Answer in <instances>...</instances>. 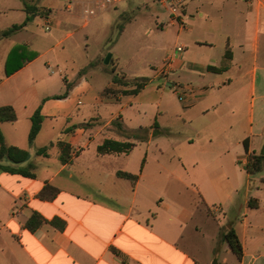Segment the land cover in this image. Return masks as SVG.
<instances>
[{
  "label": "crops",
  "instance_id": "crops-1",
  "mask_svg": "<svg viewBox=\"0 0 264 264\" xmlns=\"http://www.w3.org/2000/svg\"><path fill=\"white\" fill-rule=\"evenodd\" d=\"M17 9L0 26V106L12 105L17 119L0 127L29 158H6L0 170V264H264V164L259 176L248 169L250 154L264 155V0H187L171 19L185 49L170 80L154 87L146 73L114 77L97 55L67 61L71 78L62 69L51 77L55 47L80 50L78 11L83 27L99 15L87 19L81 4ZM47 13L45 37L31 20ZM13 49L10 67L22 66L7 74ZM137 77L147 78L142 88L129 82ZM173 82L194 84L201 96L186 105ZM39 108L44 118L31 142ZM106 139L136 144L101 151ZM49 185L58 189L52 198L42 195ZM231 228L241 256L222 242Z\"/></svg>",
  "mask_w": 264,
  "mask_h": 264
},
{
  "label": "rangeland",
  "instance_id": "rangeland-1",
  "mask_svg": "<svg viewBox=\"0 0 264 264\" xmlns=\"http://www.w3.org/2000/svg\"><path fill=\"white\" fill-rule=\"evenodd\" d=\"M68 2L69 0H0V26L15 20L19 6L27 5L36 10H46V7L64 10ZM126 3V6L110 7L86 27H83L85 20L78 11L74 26L77 28L76 38L80 50L75 56H71L67 48H63L68 45L67 42L55 47L53 55L56 58L50 59L55 73L48 71V75L59 79L62 69V74L67 72L68 78H71V69L68 71L66 67L69 66L66 65L67 61L76 60L78 64H87L89 59L95 60L93 58L97 55L96 58L114 73V77L146 73L151 75L150 87L159 85V80L155 79L157 69L163 64L166 53L172 51L179 42L180 26L171 24L172 13L168 6L160 1L134 0ZM80 4L82 5L78 2L74 5L80 8ZM44 19L38 15L31 22L35 24L40 35L47 37L50 31L43 27ZM107 57L112 59L109 65L105 64L108 63ZM90 77L97 84H102V77L96 73H91ZM255 174L259 176L261 172ZM222 242L227 246L230 244L224 237ZM225 255L223 250L220 260ZM232 255L236 256L234 251H230V256Z\"/></svg>",
  "mask_w": 264,
  "mask_h": 264
},
{
  "label": "trees",
  "instance_id": "trees-1",
  "mask_svg": "<svg viewBox=\"0 0 264 264\" xmlns=\"http://www.w3.org/2000/svg\"><path fill=\"white\" fill-rule=\"evenodd\" d=\"M31 19H32V17L30 16V14H28L26 20L23 23L13 24L10 28L3 31L2 35L10 34L14 30H16L17 28L25 25ZM14 52H16V51L13 49L9 53L8 59L6 61V72H7V74H11L12 72H14L15 70H17L18 68H20L22 66V64L19 63L16 67H13V68L10 67V64L12 63V57H13L12 55ZM125 82H128V81H125ZM129 82H132V83L137 82L138 88H142L147 83V78L146 77H137V78H135ZM43 118H44V116L41 113V108L37 109V111L32 116V126H31L30 133H29V140L31 142L38 135V133L41 129V126H42ZM16 119H17V114H16V111L12 105L0 106V123L2 121H15ZM143 130L144 129H140V132H142ZM135 144H136L135 142H131V141H120V140H115V139H106L99 146V149L101 151H121L122 152V151L131 150ZM61 147H62L61 156H62L63 160H68L69 159V152H68L69 146L67 144L61 142ZM48 148H49V145L44 146V147L39 149V152L46 154L48 152ZM6 158L10 159L11 161H13L15 163L24 162L29 158V151L27 149L21 148L19 146L8 145L5 141L4 134H3L1 127H0V170L5 167L4 160ZM263 164H264V155H262V154H260V155L250 154L248 169L251 173L261 170L263 168ZM119 174L124 175L126 177H129L133 180L136 179V175H133V174L128 173V172L119 171ZM50 188L52 190H51V192H49L47 194L46 191ZM57 191H58V189L56 187H54L53 185H49L42 192V195L45 197L52 198L56 195ZM33 221H34V218H32V220L30 221L31 226H35L36 224H40V221L34 222V223H33ZM224 238L229 241V243H230L231 247L233 248V250L235 251V253L238 256H241L242 244H241V241H240L236 231L234 230V228L229 229L224 234Z\"/></svg>",
  "mask_w": 264,
  "mask_h": 264
},
{
  "label": "built area",
  "instance_id": "built-area-1",
  "mask_svg": "<svg viewBox=\"0 0 264 264\" xmlns=\"http://www.w3.org/2000/svg\"><path fill=\"white\" fill-rule=\"evenodd\" d=\"M122 0H69L67 6L71 8L75 3H82L83 5V13L87 19H91L97 17L105 10L110 7H115L118 5ZM166 4L172 13L174 18H178L181 14V8L183 4L187 0H156ZM45 29L50 31L53 27V18L51 17L50 13L45 15V22H44ZM185 47L181 44L175 46L174 51L169 54L164 63L157 69L155 79L162 80L164 82H168L170 80V73L173 71V64L175 58L179 54L184 51ZM175 91L179 93L180 99L186 104L190 105L193 104L200 96L201 91L198 86L191 84V83H180V82H173L171 86Z\"/></svg>",
  "mask_w": 264,
  "mask_h": 264
},
{
  "label": "water",
  "instance_id": "water-1",
  "mask_svg": "<svg viewBox=\"0 0 264 264\" xmlns=\"http://www.w3.org/2000/svg\"><path fill=\"white\" fill-rule=\"evenodd\" d=\"M106 62H109V58L107 57Z\"/></svg>",
  "mask_w": 264,
  "mask_h": 264
}]
</instances>
